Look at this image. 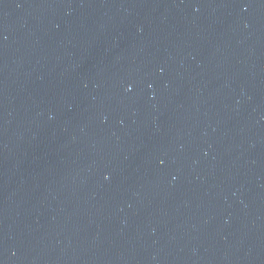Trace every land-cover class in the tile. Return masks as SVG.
<instances>
[{"label": "water", "instance_id": "obj_1", "mask_svg": "<svg viewBox=\"0 0 264 264\" xmlns=\"http://www.w3.org/2000/svg\"><path fill=\"white\" fill-rule=\"evenodd\" d=\"M0 264H264V0H0Z\"/></svg>", "mask_w": 264, "mask_h": 264}]
</instances>
